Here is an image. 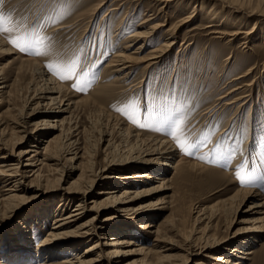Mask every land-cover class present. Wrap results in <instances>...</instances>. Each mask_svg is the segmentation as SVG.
<instances>
[{"label": "rangeland", "instance_id": "1", "mask_svg": "<svg viewBox=\"0 0 264 264\" xmlns=\"http://www.w3.org/2000/svg\"><path fill=\"white\" fill-rule=\"evenodd\" d=\"M179 7L165 6L161 0H3L0 4V11L11 13L13 18L21 23H35L40 26V35L50 37L45 41L48 50L41 55H34L31 52L18 51L7 42L4 35H0V40L6 41L7 48L20 52V55H12L19 57L14 61L11 56L0 54V68L5 65L3 68L5 79L11 83L10 89L14 90H10L12 105L9 118H18L21 110L30 111L33 108L36 99L29 104L27 98L31 97L39 87L30 82L32 77L30 72L19 71L20 67L33 71V65L22 64L20 60L30 62L33 60L41 69L51 73L46 67L47 64L57 60L72 59L79 61L76 71L81 75L77 86L83 88V91L73 88V84L76 83L75 77L61 82L69 87L75 99L87 101L84 105L81 104L79 109H74L75 123L71 125L76 126L80 131L76 136L80 145L89 149L92 155L101 147L98 140L99 130L105 126L113 127L116 143L123 141L122 132L126 135L127 130L130 132L131 129L145 138L148 135H165L172 138L169 135L166 118L169 121L172 118H187L186 124L182 126L185 134L192 140L199 139L202 147L193 155H186L180 150L173 161L181 158L203 164L205 167L199 169L200 171L192 170V174L181 183L178 191L172 193V198L168 191L142 200V202H153L165 198L164 206L167 209H163L156 216L157 223L171 210L172 222L177 224L180 230L179 235L175 230L169 229V226L168 228L165 226L167 240L177 245L170 250L171 256L166 259L172 263H179L185 257L184 251L181 250L185 245L183 238L188 236L195 239L204 231H208V221L209 224H213L209 233L215 231L219 236L242 231L249 225L247 224L249 214L241 211L257 202L255 195L264 197V181L258 178L264 174V0H183V4ZM176 8L178 12L175 11ZM215 8L217 15L212 19L210 13H213ZM188 14H191L190 20L176 28L175 24ZM221 15L226 18L225 24L220 22L223 19ZM146 16L148 19L151 18L147 22L149 24L164 23L151 46H157L165 39L174 40L173 45L169 47V51L162 53L158 64L149 68H143V64L135 66L130 76L125 78L127 81L120 80L111 88L113 91L102 93L97 87L113 79L111 75L100 76L104 73L103 68L111 55L118 52L123 45L121 43L123 37L132 32ZM53 20L56 22L53 23ZM238 28L243 31L245 29L248 33L232 38L228 34L211 33L214 30L229 31ZM10 60L12 62L8 63ZM246 71H249L247 76L233 79ZM20 75L22 77L15 81V77ZM138 82L141 84L139 85ZM235 85H240L238 91H243L242 94L249 93L243 106L237 109V104L234 103L224 109L221 107L223 101L217 100L218 104L215 103L214 110L204 115L203 112L220 93ZM95 90L99 94L94 93ZM42 95L44 94H39ZM3 96L5 97V94ZM90 100H94V104H97L96 109L94 105H90ZM130 100L135 102L134 106L125 107ZM47 102L42 100L40 105ZM6 107L7 103H0V114ZM117 108H124L125 114L118 112ZM128 115L139 117L140 123L147 126L138 127L127 118ZM64 116L68 117L69 114L66 113ZM9 118L6 116L3 121L9 122ZM41 119H43L42 115L35 113L30 123L33 126V123ZM116 124L118 129L115 128ZM63 126L66 128L69 125ZM57 132L53 131L49 135ZM15 134L23 133L16 131ZM12 138L14 146L9 147V150L12 148L14 152L32 143L29 136L23 137L16 143H14L15 136ZM232 152H235V155L229 161L228 157ZM201 155L207 156L208 160L199 159ZM234 162L236 167L231 169ZM241 164H245V174L256 177L254 182L241 185L237 180L235 173L238 165ZM231 170H233L231 176L222 173ZM42 172L47 173L45 166ZM129 172L130 170L126 173ZM169 172L171 173V170ZM78 173L76 170L70 177L62 176L58 183L61 187L67 186ZM58 183L48 187L51 191L43 195L40 190H37L36 194L33 191L26 193L24 204L16 210L17 214L19 213L18 218L16 214L14 218L6 221L8 213L4 208L0 210L2 219L0 220V255H3L1 260L12 264H38L39 261H43L38 253L34 258L33 253L39 250L41 241L51 227V217L58 209V199L65 198V195L57 190L60 187ZM154 185L157 183L140 185L136 189H131V192ZM227 198L230 199L225 201ZM20 221L26 228L35 221L38 222L27 235L31 239H24L16 231L15 224ZM43 222H46V226ZM121 222H126L130 238H139L143 244H146L145 246H152L150 242H145L149 239L137 229L135 221L122 218L119 220V223ZM115 225L118 223L112 226ZM5 233L13 240L11 246L18 245V249L1 248ZM242 236V243L245 242L247 251L252 252L248 256L250 260H246L245 264H264V231ZM20 239H22L21 243ZM86 245L87 242H83L80 249L82 250ZM67 255H69L67 251L56 253L55 257L51 258L53 260L47 264H57ZM151 256L154 254L151 253L149 257ZM187 259L188 264H193L199 259L203 263L208 262L203 256H187ZM132 260L134 259H126L120 264H131Z\"/></svg>", "mask_w": 264, "mask_h": 264}, {"label": "bare ground", "instance_id": "2", "mask_svg": "<svg viewBox=\"0 0 264 264\" xmlns=\"http://www.w3.org/2000/svg\"><path fill=\"white\" fill-rule=\"evenodd\" d=\"M161 2L165 6L172 5L177 8L183 4V0H161ZM177 8L175 11H177ZM216 9L213 13H210L212 19L217 15ZM190 15L188 14V16L182 18L175 24V27L186 24L190 20ZM221 17L223 19L220 22L225 24V16L221 15ZM150 19L147 16L144 17L132 32L123 37L121 42L123 45L120 46L119 51L111 55L104 67L105 69L103 68L104 73L100 76L111 75L113 79L97 87L102 93L113 91L111 88L118 81L130 76L135 66L143 64V68H149L158 64V59L162 56V53L169 51L173 45L174 40L165 39L157 46H151L164 23L149 24L147 22ZM227 19L230 21L229 17ZM211 33L228 34L232 38V36L246 34L248 31L245 32V29L243 31L238 28L229 29V31L214 30ZM5 42L0 40V54L2 56L20 55V52L7 48ZM147 48L149 49L146 50ZM144 51L147 52L141 55ZM17 58L19 57H12L11 59L14 61ZM20 61L22 64L31 63L33 65V71L23 67H20L19 71L22 73L30 72V76H32L30 82L32 81L34 86L39 85V87L31 97L27 98L29 104L36 99L33 108L30 111L25 110L22 112L21 110L18 118H9L8 115H11L9 110L12 105L11 91L14 90L10 89L11 83H8L5 79L6 75L3 71L5 65L0 68V103H7L6 109L0 114V210L4 208L8 213L5 220L8 221L16 216V210L24 204L25 198H27L26 193L33 191L36 194L37 190H40L41 195L46 194L51 191L48 187H52L53 184L55 186L60 182L62 176L70 177L76 170L79 172L75 178L68 182L67 186L61 187L58 183L60 187L57 190L65 195V198L58 199V209L51 217V227L41 241L39 250L33 253V256L38 253L39 258H43L41 259L43 261H39L38 264H47V262L53 260L51 258L55 257L56 253L64 251H67L69 255L57 264H120L130 258L134 259L132 263L188 264L187 256H203L208 260L207 263H203L202 260L195 259L196 261L193 264H210V261L216 264H245L246 260H250L248 256L252 252L247 251L245 242L242 243V235H253L264 231V197L255 195L257 202L246 206L241 211L249 214V223H247L249 225L245 226L242 231L219 236L218 232L215 233V231L209 233L213 224H209L208 221V225L206 224L208 231H204L195 239L188 236L183 238L185 245L181 250L184 251L185 257L179 263L168 262L166 259L171 256L169 254L170 250L177 247V245L167 240L165 231L169 226V229L175 230V233L180 235L178 225L172 222L171 210L157 223L156 216L163 209H167L164 206V197L153 202H142V200L148 196L164 194L168 191H170V198H172V193L178 191L181 183L192 174V170L196 171L205 166L181 158L173 161L180 149L172 138L165 135H148L145 138L131 128L130 132L127 130L126 135L123 132L121 133L124 138L119 143H116L117 138L114 135L113 127L108 128L105 126L100 129L98 140L101 147L92 155L89 149L80 145L76 137L80 131L76 126L71 125L75 123L74 109H79L81 104L84 105L87 102L86 99H75L69 87L64 85L52 73L41 69L33 60L32 62L28 60ZM248 72H242L243 74L233 79L245 77L244 75ZM20 77L22 76H16L14 80L16 81ZM125 80L127 81V79ZM239 88L240 85H235L220 93L203 112L204 115L214 110V107L218 104L216 103L217 100L223 101L221 107L224 109L234 103L237 104V109L243 106L246 98L249 97V93L242 94L243 91L239 92ZM94 93L99 94L97 90ZM39 94L44 95L39 96ZM228 96H231V98H227ZM42 100L48 102L40 105ZM90 103L94 107L97 105L94 104V100H90ZM43 106L45 107L42 108ZM35 113L41 114L43 119L33 123L32 126L30 120ZM66 113L69 114L68 117L64 116ZM6 116L9 118V122L3 121ZM74 116L76 118L75 114ZM48 118L51 120H48ZM64 124L69 126L64 128ZM115 128H119L117 124ZM16 131L23 134L16 135ZM53 131L58 132L50 136L49 134ZM69 134H71L70 137ZM14 136V143L21 141L25 136H29L32 143L14 152L12 149L14 146L12 137ZM46 136L49 137L46 138ZM9 147L12 148L9 150ZM44 166L47 173L42 172ZM235 167L234 162L230 168L234 169ZM127 170H130L129 174L126 173ZM222 173L231 176L233 170ZM50 174L55 176L52 178ZM153 183H157V185L147 189L132 190L133 192H131V189H136L140 185L146 186ZM229 199L227 198L225 201ZM18 216L19 213L16 218ZM122 218L132 222L135 221L137 229L142 231L149 239L145 242H150L152 246H145L146 244H143L139 238H130L126 222L119 223ZM0 220L2 219L0 218ZM117 223L118 225L112 226ZM37 224L38 222L35 221L26 228L24 223L20 221L15 224V227L24 239H31L27 235ZM43 225L46 226V222H43ZM6 234L1 248L12 247L18 249V245L11 246L13 240L9 237L10 235L7 237ZM108 236L111 237L108 238ZM21 242L22 239H20ZM83 242H87V245L81 250ZM151 253L154 256L150 258ZM44 254L46 255L44 256ZM2 256L0 255V264H12L6 260H1ZM10 257L14 256L10 255Z\"/></svg>", "mask_w": 264, "mask_h": 264}, {"label": "snow or ice", "instance_id": "3", "mask_svg": "<svg viewBox=\"0 0 264 264\" xmlns=\"http://www.w3.org/2000/svg\"><path fill=\"white\" fill-rule=\"evenodd\" d=\"M2 3L3 0H0V4ZM52 22L55 23L56 20H53ZM39 27L40 26H37L35 23L27 24L16 21L11 13L0 11V35H4L7 42L22 53L31 52L34 55H41L48 50L45 41L49 40L50 37L40 35ZM78 63V59L57 60L47 64L46 67L54 76L62 81L72 80L75 77L76 83L73 84V88L77 91H83V88L77 86L81 75V73H77L76 71ZM134 104L135 102L130 100L125 107H133ZM116 110L125 114L124 108H117ZM127 118L138 127L143 128L147 126L144 123H140L139 117L128 115ZM186 120V117L172 118L170 121L166 118L169 127V135L174 139L177 147L184 154L193 155L195 151L200 150L202 142L199 139L192 140L189 135L185 134L182 126L186 124ZM234 155L235 152H232L229 155V161ZM198 158L208 160V157L205 155H201ZM244 168L245 164L238 165L235 173L236 178L241 185L252 183L256 179V177L251 174H245ZM258 178L264 181V174L260 175Z\"/></svg>", "mask_w": 264, "mask_h": 264}]
</instances>
